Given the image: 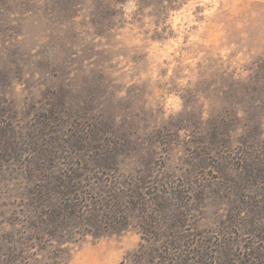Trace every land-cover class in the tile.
I'll return each instance as SVG.
<instances>
[{"label": "rangeland", "instance_id": "374dc122", "mask_svg": "<svg viewBox=\"0 0 264 264\" xmlns=\"http://www.w3.org/2000/svg\"><path fill=\"white\" fill-rule=\"evenodd\" d=\"M0 264H264V0H0Z\"/></svg>", "mask_w": 264, "mask_h": 264}, {"label": "trees", "instance_id": "16d2710c", "mask_svg": "<svg viewBox=\"0 0 264 264\" xmlns=\"http://www.w3.org/2000/svg\"><path fill=\"white\" fill-rule=\"evenodd\" d=\"M214 134L222 128L211 126ZM215 135V134H214ZM59 174H67L59 173ZM61 179V178H60ZM63 186V188H61ZM72 184L60 182L55 185L53 189L56 193L61 195L58 205H54L52 215L58 219V222H67L70 219H76L80 223L89 226L93 233L100 234L105 228L115 229L116 225L119 227L124 225L127 221V215L130 210L136 209L143 211L144 202L138 200L136 195L131 192L122 190L119 193L111 192L110 197L99 194L94 200H82V209L80 205L76 204V199L73 198L74 188ZM139 195L138 190H134ZM100 192L106 193L107 191ZM57 193V194H58ZM107 194V193H106ZM77 207V208H76ZM114 226V227H113ZM117 226V227H118Z\"/></svg>", "mask_w": 264, "mask_h": 264}]
</instances>
